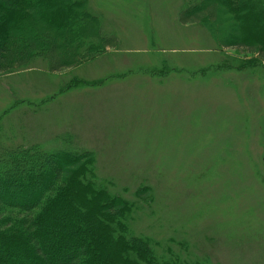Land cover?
I'll return each instance as SVG.
<instances>
[{"label":"rangeland","instance_id":"374dc122","mask_svg":"<svg viewBox=\"0 0 264 264\" xmlns=\"http://www.w3.org/2000/svg\"><path fill=\"white\" fill-rule=\"evenodd\" d=\"M182 5L89 0L117 46L77 68L37 62L0 75V148L71 142L97 155L115 193L135 201L152 188L133 218L137 234L207 242L218 264H264V81L223 65L250 57L220 51L202 25L179 24Z\"/></svg>","mask_w":264,"mask_h":264},{"label":"trees","instance_id":"16d2710c","mask_svg":"<svg viewBox=\"0 0 264 264\" xmlns=\"http://www.w3.org/2000/svg\"><path fill=\"white\" fill-rule=\"evenodd\" d=\"M89 7V0H0V75L37 62L51 72L77 68L116 47L117 37ZM178 20L202 25L220 51L250 57L227 55L223 65L264 81V0H183ZM164 72L170 70L155 71ZM259 91L264 99L262 85ZM258 117L264 183V115ZM75 147L0 148V264H218L207 242L195 246L184 236L162 245L137 234L133 218L151 203L152 188L140 185L135 201L115 193L116 182L98 172L97 155Z\"/></svg>","mask_w":264,"mask_h":264}]
</instances>
